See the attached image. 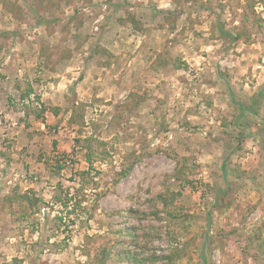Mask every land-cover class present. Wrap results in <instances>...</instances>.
I'll list each match as a JSON object with an SVG mask.
<instances>
[{"label":"rangeland","instance_id":"rangeland-1","mask_svg":"<svg viewBox=\"0 0 264 264\" xmlns=\"http://www.w3.org/2000/svg\"><path fill=\"white\" fill-rule=\"evenodd\" d=\"M262 90L264 0H0V264H264Z\"/></svg>","mask_w":264,"mask_h":264},{"label":"trees","instance_id":"trees-1","mask_svg":"<svg viewBox=\"0 0 264 264\" xmlns=\"http://www.w3.org/2000/svg\"><path fill=\"white\" fill-rule=\"evenodd\" d=\"M263 95H264V91L263 90L257 92L255 97H253V99H252V101H251V103H250V105L248 107H246V106H244V105H242L240 103H237V105L239 107V111H240V113L238 115L239 118L240 119L243 118L246 115L247 112L254 113L255 112L254 106L256 104V101H257V99L263 97Z\"/></svg>","mask_w":264,"mask_h":264},{"label":"built area","instance_id":"built-area-1","mask_svg":"<svg viewBox=\"0 0 264 264\" xmlns=\"http://www.w3.org/2000/svg\"><path fill=\"white\" fill-rule=\"evenodd\" d=\"M7 119L5 118V115L2 113V111H0V127L4 124V122Z\"/></svg>","mask_w":264,"mask_h":264},{"label":"crops","instance_id":"crops-1","mask_svg":"<svg viewBox=\"0 0 264 264\" xmlns=\"http://www.w3.org/2000/svg\"><path fill=\"white\" fill-rule=\"evenodd\" d=\"M4 106V105H3ZM4 108V110H5V115H7V111H6V108L5 107H3Z\"/></svg>","mask_w":264,"mask_h":264}]
</instances>
